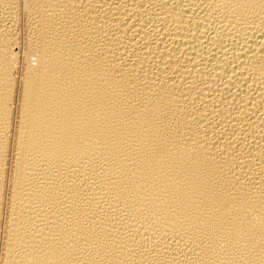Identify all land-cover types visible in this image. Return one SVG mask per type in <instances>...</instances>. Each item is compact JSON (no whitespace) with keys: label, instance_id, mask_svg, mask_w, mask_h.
<instances>
[{"label":"bare ground","instance_id":"bare-ground-1","mask_svg":"<svg viewBox=\"0 0 264 264\" xmlns=\"http://www.w3.org/2000/svg\"><path fill=\"white\" fill-rule=\"evenodd\" d=\"M0 264H264V0H0Z\"/></svg>","mask_w":264,"mask_h":264},{"label":"rangeland","instance_id":"rangeland-1","mask_svg":"<svg viewBox=\"0 0 264 264\" xmlns=\"http://www.w3.org/2000/svg\"><path fill=\"white\" fill-rule=\"evenodd\" d=\"M24 11H25L26 13H28L29 8L27 9V8L25 7ZM23 24H24V22L21 24V29H22V31H21V41H22V42L24 41V38H25V35H22V34H25V33L23 32V30L25 31V26H24ZM22 25H23V26H22ZM22 36H23V37H22ZM26 54H27V57L29 58L28 61L33 59L32 61L34 62V61H36L37 58H38L37 56H35V54L32 55L31 52H29V53L27 52ZM29 54H30V55H29ZM28 55H29V56H28ZM34 56H35V57H34ZM36 57H37V58H36Z\"/></svg>","mask_w":264,"mask_h":264}]
</instances>
